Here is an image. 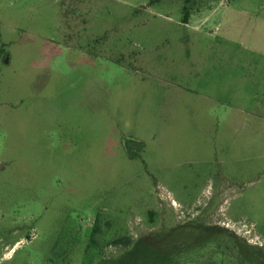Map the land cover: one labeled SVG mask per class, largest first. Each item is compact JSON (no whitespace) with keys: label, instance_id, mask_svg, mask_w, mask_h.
Here are the masks:
<instances>
[{"label":"rangeland","instance_id":"1","mask_svg":"<svg viewBox=\"0 0 264 264\" xmlns=\"http://www.w3.org/2000/svg\"><path fill=\"white\" fill-rule=\"evenodd\" d=\"M0 165V264H264V0H0Z\"/></svg>","mask_w":264,"mask_h":264},{"label":"crops","instance_id":"2","mask_svg":"<svg viewBox=\"0 0 264 264\" xmlns=\"http://www.w3.org/2000/svg\"><path fill=\"white\" fill-rule=\"evenodd\" d=\"M141 144H142V143H141ZM142 146H143V145H141V147H142ZM141 147H140V148H141Z\"/></svg>","mask_w":264,"mask_h":264},{"label":"water","instance_id":"3","mask_svg":"<svg viewBox=\"0 0 264 264\" xmlns=\"http://www.w3.org/2000/svg\"><path fill=\"white\" fill-rule=\"evenodd\" d=\"M2 167V165H0V168Z\"/></svg>","mask_w":264,"mask_h":264}]
</instances>
